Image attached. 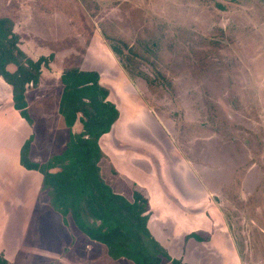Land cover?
<instances>
[{
	"label": "rangeland",
	"instance_id": "1",
	"mask_svg": "<svg viewBox=\"0 0 264 264\" xmlns=\"http://www.w3.org/2000/svg\"><path fill=\"white\" fill-rule=\"evenodd\" d=\"M0 17L13 21L28 56L53 55L41 85L30 88L33 124L24 119L20 127L0 77V140L13 146L33 134L37 159L62 152L70 128L56 114L59 76L97 70L122 107L116 140H100L105 181L130 200L136 189L151 197L154 224L175 226L171 252L184 232L176 251L184 262L264 264V0H0ZM39 91L48 101L38 102ZM44 112L54 121H41ZM46 124L52 136L43 134ZM8 176L20 174L11 166L0 185ZM12 205L0 201V211L13 212L5 209ZM16 215L7 229L18 235ZM48 217L32 220L20 251L7 249L16 257L10 264H134L111 258L69 215ZM7 229L0 231L6 239ZM191 231L211 238L212 251L187 256ZM6 239L9 246L12 236Z\"/></svg>",
	"mask_w": 264,
	"mask_h": 264
},
{
	"label": "trees",
	"instance_id": "2",
	"mask_svg": "<svg viewBox=\"0 0 264 264\" xmlns=\"http://www.w3.org/2000/svg\"><path fill=\"white\" fill-rule=\"evenodd\" d=\"M9 17H0V76L11 86L13 107L29 124L26 92L37 87L43 71L50 67L53 55L34 59L19 46V36ZM113 50L119 52L113 45ZM63 84L59 111L70 128L69 141L61 153L43 162L30 158L34 135L20 148V163L42 175L51 207L69 215L74 225L90 239L101 242L113 259L126 258L134 264H190L173 258L167 248L151 233L149 198L141 190L133 191V200L117 192L103 178L101 161L105 156L100 138L108 133L120 111L109 99L110 90L100 82L97 70L69 68L62 72ZM81 129L73 130L76 124ZM66 222V221H65ZM204 240L197 232L187 238ZM0 264L10 261L0 253Z\"/></svg>",
	"mask_w": 264,
	"mask_h": 264
},
{
	"label": "crops",
	"instance_id": "3",
	"mask_svg": "<svg viewBox=\"0 0 264 264\" xmlns=\"http://www.w3.org/2000/svg\"><path fill=\"white\" fill-rule=\"evenodd\" d=\"M45 72V71H43ZM42 76V75H41ZM1 77V76H0ZM101 77V76H100ZM2 78V77H1ZM59 78L61 79V74L59 76ZM3 79V78H2ZM4 80V79H3ZM5 81V80H4ZM40 81H41V78H40ZM101 81V80H100ZM6 82V81H5ZM7 83V82H6ZM40 85H41V82H40ZM7 88L8 90L11 89V86L7 83ZM41 92V91H39ZM62 93V92H61ZM29 95H30V89L27 90L26 92V96H27V100H28V106L30 108V104H29ZM112 95V91H110V95H109V99L112 100L110 98V96ZM12 96V89L10 90L9 94H8V98ZM47 97L49 96H46L44 93H39L38 95V102L41 103V102H46L48 101L47 100ZM61 98V96H60ZM51 101V100H50ZM49 101V102H50ZM113 101V100H112ZM60 102V100L58 101ZM114 102V101H113ZM13 104V100H12V103ZM119 111L120 109H122V107L120 108L119 106H117ZM45 108V107H44ZM56 114L60 113L59 111V104H58V107L56 108ZM52 112V110H51ZM46 113V114H45ZM61 114V113H60ZM59 114V116H61ZM121 115V113L119 114V116ZM63 116V115H62ZM61 116V119L64 120V117ZM119 116H118V119H119ZM52 117H53V112H52ZM118 119L116 120V122L118 121ZM21 120L24 121V119H18V122L21 123ZM35 120V119H34ZM41 121L42 120H46L48 124H50L51 122H53V118L51 119L50 115L47 113V112H44L43 114V119H40ZM126 120V119H125ZM26 122V120L24 121ZM21 123V126L20 127H23V126H26L25 123ZM65 122V121H64ZM116 122L113 124L112 126V129L104 134L100 140L103 141V138L107 135H112L114 136V141L116 140V127H117V124ZM17 124V119L14 121V124ZM66 125V124H65ZM47 126V129L45 131V133L43 134H47L48 136H52L53 135V132L48 128V125L46 124ZM15 127V126H14ZM67 127V126H66ZM16 131V129L14 130ZM7 133V132H6ZM42 134V135H43ZM38 135V134H37ZM2 137H6L7 138V135H1ZM8 139L11 140V135H8ZM23 139H26V137L22 138V141ZM21 140V139H20ZM34 140V139H33ZM22 141L21 142H16L15 144H11V142L8 144L7 141H3V140H0V173H8L10 172V169H11V166L12 168H15L16 170L19 171V174H20V177L18 179V181H15V180H11L12 178L11 177H5V179L2 181V184L0 185V201H2L4 204L6 203H13L14 205L12 206H7L5 207V209H8L10 208L13 212H10V213H7L6 212H3L0 211V231L1 230H4V229H7V224H8V221L12 220V216L11 214L13 215H16L18 216V218L21 219V224L18 228L19 232H18V235L17 233L15 232V228L11 227L9 229H7L8 231V235H7V239L4 238V237H1L0 236V253H3L4 256L11 262H13L16 257H15V254H12L11 257H14V260L10 257V255H8V252H7V249L11 248V249H15L14 250V253L15 251H20L21 248L24 247V244L26 242V238H27V234L29 232V227L32 223V220L33 219H36L37 221H39V223L42 224V222L44 220H46L48 217V215H54V214H59L61 215V213L55 211L50 203H49V197H48V194H47V191L44 190L42 188V179H43V175L38 171V170H29L27 168H25L24 166L21 165L20 163V148L22 146ZM33 142V141H32ZM108 144V143H106ZM113 144V143H112ZM100 145L103 146V143H101ZM110 145V144H109ZM101 146V148H102ZM111 146V145H110ZM109 146V147H110ZM121 143H118V144H115V148L116 150L118 148H121ZM19 148V149H18ZM112 148V147H111ZM64 149V148H63ZM62 149V150H63ZM110 149V148H109ZM113 149V148H112ZM103 150V148H102ZM56 153H61V152H54V154ZM53 155V153L51 154ZM120 155V154H119ZM50 157V156H49ZM47 157V159L49 158ZM30 158L34 161H37V162H43L45 161V159L43 158H40V159H37L35 154L33 153V149H32V144H31V149H30ZM118 160V159H117ZM115 160V161H117ZM119 161V160H118ZM120 162H123L120 160ZM117 163V162H116ZM120 169L123 168V172L128 173V171L122 167L121 165H119ZM27 172H30V176L29 174H27ZM21 175H22V178H21ZM132 176V175H131ZM7 185V186H4V185ZM1 186H4L3 188ZM148 188H149V191H150V185H148ZM121 191V190H120ZM45 193L47 195V198L45 199V202L44 203V199L41 198L42 194ZM120 193V192H119ZM127 195V194H126ZM128 197V195L126 196ZM148 197V196H147ZM149 198V197H148ZM29 204V205H28ZM44 204L47 205L48 207H50L52 209V213H49L48 211L46 212V214L42 213V208L44 207ZM149 204H150V216H149V220L147 221L148 222V226L150 228V231L151 233L154 235V237L159 241L161 242V244H163L169 254L173 257V258H178V259H183L182 256H178L177 252L179 250V243L182 241L183 237H182V234L184 233H180L181 235V238L178 240V249L176 250H173L172 252L170 251V247L168 245H170L169 243L171 242V239L172 241L174 242L175 241V238H174V232H175V226L173 227H163L165 225V223L161 226V227H158L157 225L154 224V215L155 213L153 214V205L151 204V197L149 198ZM28 206H29V209H28ZM30 213V214H29ZM45 215V216H44ZM162 216V215H161ZM62 218V217H61ZM71 218V217H70ZM72 219V218H71ZM13 220H16V217L14 216ZM10 224V223H9ZM188 230V229H187ZM186 230V231H187ZM80 231V230H79ZM220 231V230H219ZM192 232V231H191ZM190 232V233H191ZM13 233V234H12ZM82 234V233H81ZM187 235L189 234H186L184 236V242H187L188 241V245H187V256L188 254L191 252L192 253V249H196V251L198 253L199 250H202L204 254L205 252L207 251H212V248L214 247V245H211L213 244L212 241H209L207 238L204 239V240H196L195 238H192L194 239V242L191 244L189 242V240L191 238H187ZM12 236V239L10 240V245L8 246L6 244V242H4V240L6 239L8 241V238ZM88 237V236H87ZM170 238V239H169ZM169 239V240H168ZM213 239V238H212ZM88 240H91L93 242H97L96 244L98 243H101V242H98V241H95V240H92L88 237ZM212 242V243H211ZM231 242V241H230ZM102 244V243H101ZM187 244V243H186ZM104 245V244H103ZM209 245V246H208ZM172 246V245H171ZM232 246V245H231ZM203 247V248H202ZM206 247V248H205ZM204 249V250H203ZM172 250V249H171ZM181 251H183V249L181 248ZM176 253V254H175ZM109 255V254H108ZM229 257V256H228ZM112 258V257H111ZM121 259H126L124 257L122 258H119V259H115V260H121ZM190 259L189 257H187L185 259V262H188L186 260ZM128 260V259H127ZM184 260V259H183ZM124 261V260H123ZM130 261V260H129ZM132 262V261H131ZM166 262H169L172 264L171 260L169 259H166L164 258L162 260V263L161 264H164ZM190 263V262H188ZM191 264V263H190Z\"/></svg>",
	"mask_w": 264,
	"mask_h": 264
}]
</instances>
